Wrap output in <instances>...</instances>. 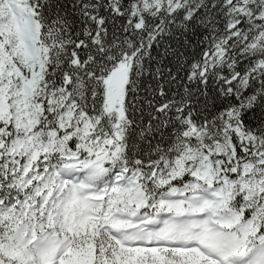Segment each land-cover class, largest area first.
I'll return each mask as SVG.
<instances>
[{
    "label": "snow or ice",
    "instance_id": "6c2138e0",
    "mask_svg": "<svg viewBox=\"0 0 264 264\" xmlns=\"http://www.w3.org/2000/svg\"><path fill=\"white\" fill-rule=\"evenodd\" d=\"M0 264H264V0H0Z\"/></svg>",
    "mask_w": 264,
    "mask_h": 264
}]
</instances>
